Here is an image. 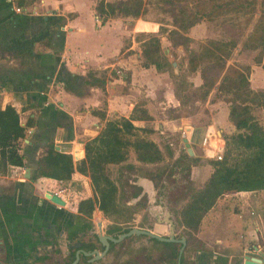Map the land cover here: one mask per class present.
<instances>
[{"label":"crops","instance_id":"crops-1","mask_svg":"<svg viewBox=\"0 0 264 264\" xmlns=\"http://www.w3.org/2000/svg\"><path fill=\"white\" fill-rule=\"evenodd\" d=\"M96 1L28 0L19 7L15 0H0V107L11 104L19 112L21 124L29 122L20 142L24 164L0 173V264H70V254L78 248L102 250L95 235L101 222L96 223V230L77 210L78 201L92 195L89 176L77 170L65 180L35 176L38 157L49 141L56 149L70 153L76 162L84 157L85 141L99 132L106 119L127 117L136 103L144 102L151 118L134 119L133 123L153 129L148 137L157 143L162 159L141 162L130 150L126 162H132L133 169L115 163L105 164V169L115 180L123 170L128 183L141 188L124 202L134 204L145 194L151 203L155 199L154 180L139 173V167L167 162L161 165L166 166V172L171 164L165 161L167 157L176 159L181 152L201 156L202 161L196 160L189 173L192 185L201 186L212 171L208 159L222 155L224 134L235 130L228 117L229 103L216 95L215 87L199 100L207 109L205 121L197 122L193 112L179 113L185 104L175 93L172 80L158 77L165 71L154 65H142L141 40L131 35L135 27L125 33L127 23L138 17L114 16L101 23L94 9ZM263 63L264 48L261 63H249V84L254 90L264 88ZM150 70L156 72L155 77L139 76ZM192 72L199 77L195 86H200L199 70ZM176 138L182 142L179 151ZM77 179L87 187L82 190L84 195L71 201L65 195L70 189L66 184ZM47 190L59 194L65 204L46 198ZM181 198L175 207L184 203L185 198ZM229 198L235 201L234 219L224 208ZM171 206L161 200V205L149 208L158 213L150 210L157 226L140 228L166 235L169 224L164 220L165 210L175 223ZM99 212L95 207L93 213ZM233 224L240 225L239 233H227ZM101 229L103 232L102 223ZM175 229L176 223L174 234ZM195 234L198 245L190 264H239L246 249L256 245L264 251V188L224 193L203 215ZM185 252L183 249L181 264H185ZM80 259L88 263L100 260H91L83 253Z\"/></svg>","mask_w":264,"mask_h":264},{"label":"trees","instance_id":"trees-1","mask_svg":"<svg viewBox=\"0 0 264 264\" xmlns=\"http://www.w3.org/2000/svg\"><path fill=\"white\" fill-rule=\"evenodd\" d=\"M27 1L15 0V3L20 7ZM156 1L174 9L173 27L168 32L179 36L178 44L187 53L190 69L199 70L202 79L200 86L206 87L203 98L215 87L216 95L222 96L229 103L228 117L235 127L233 132L223 136L224 149L221 158L208 159L212 171L201 186H193L189 177L190 166L197 159L186 152H181L176 158L180 170H185L183 175L187 183L183 185L184 203L180 207L171 206V210L180 233L185 235L188 243L193 233L198 230L203 215L215 204L218 197L238 190L264 188V125L252 113L256 107L264 109V88L254 90L250 87L249 64L242 68L228 63L239 45L258 50L254 60L261 63L264 48V9H258L257 0H191L190 7L189 2L181 4L179 0ZM147 3L148 0H97L94 9L101 23H104L114 16L137 18L145 12ZM203 19L218 20L223 36L207 38L196 49L190 46L193 37L188 35V31ZM250 22L251 27H248ZM160 45L158 35L141 39L142 65L152 64L158 71H170L171 61L163 54ZM262 66L264 67V63ZM171 77L180 82L179 92H184L192 85L187 77L178 72H171ZM175 93L181 103H184L183 94L178 95L176 90ZM139 118H151L144 102L136 103L127 117L106 119L99 132L85 141L84 157L76 162L70 153L56 149L54 142L49 141L39 155L35 169L37 177L49 176L62 180L70 179L75 170L88 175L92 195L80 199L77 210L81 215L90 217L97 207L104 217L113 220L114 223L109 224L105 232L114 236L132 227L129 222L134 218L139 201L134 204L122 201V191L117 183L122 173L115 180L107 173L105 164H121V168L133 169V163L126 162L130 150L141 162L154 163L162 159L157 143L148 137L153 129L133 123L134 119ZM27 126L28 121L21 124L19 112L14 106L6 104L3 108L0 107V173H5L9 166L24 164L20 142L26 136ZM165 170L164 165L156 167L150 173L140 167L137 169L139 173H144L153 180L162 179ZM172 172L171 168L166 171L167 179ZM123 177L127 180V175ZM131 187L134 190L132 196L139 194V186L131 184ZM150 238L165 245L175 243ZM176 245L173 247L175 257L180 244ZM112 247L113 243H110L109 250ZM187 249L189 245L184 247V250ZM73 258L74 251L70 254V260Z\"/></svg>","mask_w":264,"mask_h":264},{"label":"rangeland","instance_id":"rangeland-1","mask_svg":"<svg viewBox=\"0 0 264 264\" xmlns=\"http://www.w3.org/2000/svg\"><path fill=\"white\" fill-rule=\"evenodd\" d=\"M181 4L188 3L189 7L191 0H179ZM257 7L264 9V0H257ZM173 7L167 4H161L157 2L156 0H148L147 3V9L145 12H143L139 17L138 20L134 19L127 23V31L125 33H128L130 30H133L135 27V30L131 32V35L135 38V40L140 41L141 39H148L152 35H158L160 37V49L162 50L163 54L167 56V58L171 61V67L170 71H165L163 74H159L158 77H168L169 80H174L173 85L174 89L180 94H183L182 100L184 102V106L179 111V113L183 112H193L195 113V120L197 122H203L207 119V116L205 115V112L207 111L206 108H204V103L200 102L199 100L203 98V94L205 91V86H195V83L199 82V77L197 76V73L192 72L190 69L191 65L187 62V53L184 50L183 46L181 44H178L180 41V38L177 34H170L168 30L172 28V14H173ZM141 18V19H139ZM248 27H251V22ZM126 28V27H125ZM188 35H191L193 40L190 42V46L195 47L196 49H199V46L201 43H204L207 38H222V30L219 25L218 20H206L203 19L202 21L196 23L189 31ZM127 39V38H126ZM125 39V40H126ZM138 45L141 46V42H138ZM258 50H252L247 47H242V45H239L232 53L230 60L228 63L234 65L235 67H244L245 64H249L254 62L255 55H257ZM172 61H175V65H172ZM119 68V67H117ZM127 71L122 69V72ZM171 72L173 73H180L183 75V77H187L192 81V85H189L188 88L183 92L178 90L180 87V82L177 79H173L171 77ZM113 73L116 74L117 71L113 68ZM127 73V72H126ZM153 70L150 71H144L143 73H139L140 77H155ZM214 94H212L213 96ZM252 113L255 115L257 120L264 125V109L261 107H256L252 110ZM213 134L214 131L212 132ZM175 144L177 146V151H179V147H181L182 142L179 140V138L175 139ZM197 162L201 159V156H196ZM169 164L167 168H171L173 170V174L167 179L166 178V172L163 175V178L154 179V186H155V199L152 200L150 203L144 194L142 198H140L138 201L139 203L136 206L134 218L130 220L131 226L136 227H156L155 217L152 216V213H150L149 208H153L154 206L161 205V200L163 202H166L170 205H176L179 206L180 203L183 201V193L184 188L183 185L187 183V180L184 177V171L180 170V167L178 166V161L174 159L173 157L168 158L167 160ZM184 161V160H183ZM166 164L167 162H163L160 165H149V166H142L143 170H145L147 173H150L153 171L156 167L161 166L162 164ZM176 163V166L174 165ZM180 163V162H179ZM168 164V163H167ZM180 165V164H179ZM168 169V170H169ZM167 170V171H168ZM122 176L120 181H118V184L120 186L121 192V199L124 201V199H127L131 197L132 192L134 190L133 187H131V184H129L126 180V177L124 176L123 170L121 171ZM128 175V174H127ZM120 175L117 174L115 177L118 179ZM161 183L163 185H161ZM86 183L83 180H72L71 183L66 184L69 190L66 191L65 195L72 201L73 198L84 195V192L82 190L87 187L85 185ZM234 205L235 201L231 198L227 199L224 204V208L226 209V214L229 216H232L234 219L235 213H234ZM102 213V212H101ZM95 214L92 212L91 216L85 219V223H88L92 226V228H95L97 230L96 223L101 222L103 232H105V229L109 226V224L114 223L113 220H110L106 217H104L103 214ZM240 225L233 224L231 227H229L230 234H237L240 231ZM146 229V228H145ZM153 230V229H151ZM175 235L181 234V230L176 225L175 229ZM168 234V233H166ZM73 236H77V233H75ZM212 236V234H211ZM196 234L190 239V245L189 249L185 252V264H190L193 261L192 256L195 254V246L198 245V241ZM177 245H165L161 242H158L156 240H152L148 236L144 235H138V234H132L130 236H127L126 238H123L121 241L116 242L113 244V247L105 253L103 258H99L100 260L94 262H86L83 259L78 260L80 264H175V260L177 258L175 257V250L172 249L173 247H176ZM212 249H218L219 251H222L221 249L217 247H212ZM161 250V254L158 255V252ZM173 254H171V253ZM229 252V251H228ZM171 256H170V254ZM154 255V257H152ZM164 255V256H162ZM192 258V259H191ZM159 260V263H157Z\"/></svg>","mask_w":264,"mask_h":264},{"label":"water","instance_id":"water-1","mask_svg":"<svg viewBox=\"0 0 264 264\" xmlns=\"http://www.w3.org/2000/svg\"><path fill=\"white\" fill-rule=\"evenodd\" d=\"M175 63H176L175 61H172V65H175ZM184 141H185V146L187 147L188 151L191 153V148H190L189 142L187 141L186 138H184ZM44 195L46 198H48L49 200H51L55 204H58V205L65 204L64 199L54 191L47 190ZM150 210L152 211V213H155L156 215H158V213L155 209H150ZM169 216H170V212L168 210H165L164 220L167 221V223L169 224V232L166 235H161V234L156 233V232L149 230V229L132 226L127 231L118 233L117 235L114 236V235H110L107 233H103L102 229H101V223H98V231L95 233V235L97 236L98 241L103 246L102 250L99 251L97 248H93L90 250H84L82 248H78V249H76V251L74 253V258L72 259L70 264H78V260L80 258V253H83L85 255H90L91 260L98 259V258L102 257L107 252L111 242H114V243L118 242V241L122 240L123 238H125L129 235H132V234H144V235H147L149 237L156 238V239L162 240V241H177V242H179L180 246H179L178 252H177L176 264H180L181 263V255H182L183 249L185 247L186 239L184 236H180L178 238L174 236L175 235L174 234L175 223ZM239 264H264V251L260 250L258 248V246H256V245H254L252 247V250L246 249L244 251V253L242 254L241 259L239 260Z\"/></svg>","mask_w":264,"mask_h":264},{"label":"flooded vegetation","instance_id":"flooded-vegetation-1","mask_svg":"<svg viewBox=\"0 0 264 264\" xmlns=\"http://www.w3.org/2000/svg\"><path fill=\"white\" fill-rule=\"evenodd\" d=\"M106 233V232H105ZM175 237H180V236H176V235H174ZM173 242H175V243H179V242H177V241H173ZM180 244V243H179ZM168 245H171V244H168ZM180 246V245H179ZM173 249V248H172ZM248 249H252V247L251 248H248ZM181 264V263H180Z\"/></svg>","mask_w":264,"mask_h":264},{"label":"built area","instance_id":"built-area-1","mask_svg":"<svg viewBox=\"0 0 264 264\" xmlns=\"http://www.w3.org/2000/svg\"><path fill=\"white\" fill-rule=\"evenodd\" d=\"M19 9H20V8L17 7V10H19ZM221 156H222L221 154H218V155H217V158H221ZM250 250H252V249H250Z\"/></svg>","mask_w":264,"mask_h":264}]
</instances>
